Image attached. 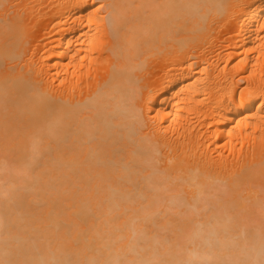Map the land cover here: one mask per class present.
<instances>
[{
	"label": "bare ground",
	"instance_id": "bare-ground-1",
	"mask_svg": "<svg viewBox=\"0 0 264 264\" xmlns=\"http://www.w3.org/2000/svg\"><path fill=\"white\" fill-rule=\"evenodd\" d=\"M0 264H264V0H0Z\"/></svg>",
	"mask_w": 264,
	"mask_h": 264
}]
</instances>
